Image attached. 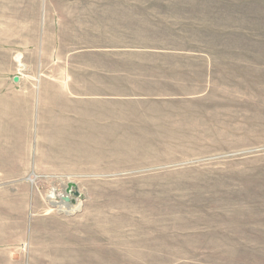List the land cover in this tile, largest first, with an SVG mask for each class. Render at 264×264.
Returning <instances> with one entry per match:
<instances>
[{"label":"rangeland","instance_id":"obj_1","mask_svg":"<svg viewBox=\"0 0 264 264\" xmlns=\"http://www.w3.org/2000/svg\"><path fill=\"white\" fill-rule=\"evenodd\" d=\"M129 1L0 0V264H264V0ZM121 7L188 17L180 83L72 98Z\"/></svg>","mask_w":264,"mask_h":264},{"label":"crops","instance_id":"obj_2","mask_svg":"<svg viewBox=\"0 0 264 264\" xmlns=\"http://www.w3.org/2000/svg\"><path fill=\"white\" fill-rule=\"evenodd\" d=\"M115 1L113 0L112 4L134 3L129 0ZM127 9L130 8H116V10L125 11L110 15L112 22L108 26V33L103 32L100 36L102 41L107 42L108 45L103 47L101 45L76 46L61 59L62 63H65L64 69L68 68L69 60L72 59H76L82 64L84 61L90 60L92 62L90 67L97 69L96 79L91 81L93 93L81 94L78 91H72L75 94L72 95V98L81 101L96 99L141 102L151 98L156 99L154 94L158 91L175 90L174 86L180 83L178 75L163 71L164 66L172 69L174 62L181 61L179 53L163 48L173 37L167 38L164 35L166 30L170 32L179 29L180 18L186 16L180 12L147 13L132 12ZM142 38L147 39L148 43H152L151 46L132 45V42L139 41L140 43ZM2 40L3 38L0 37V43ZM3 57L2 50L0 52V67H3ZM85 57L89 60H85ZM77 66L81 67V64L78 63ZM82 67L86 68L85 65ZM14 77H12V82L16 84L19 82V77L17 76V80H14ZM0 85L2 86L1 95H4L5 80L3 78L0 79ZM78 85L81 84L78 83Z\"/></svg>","mask_w":264,"mask_h":264},{"label":"bare ground","instance_id":"obj_3","mask_svg":"<svg viewBox=\"0 0 264 264\" xmlns=\"http://www.w3.org/2000/svg\"><path fill=\"white\" fill-rule=\"evenodd\" d=\"M58 203H59L60 205H62V206H68V205H69V204H67L65 201L63 202V201H61V200H60Z\"/></svg>","mask_w":264,"mask_h":264},{"label":"water","instance_id":"obj_4","mask_svg":"<svg viewBox=\"0 0 264 264\" xmlns=\"http://www.w3.org/2000/svg\"><path fill=\"white\" fill-rule=\"evenodd\" d=\"M14 80H17V76L14 77Z\"/></svg>","mask_w":264,"mask_h":264}]
</instances>
